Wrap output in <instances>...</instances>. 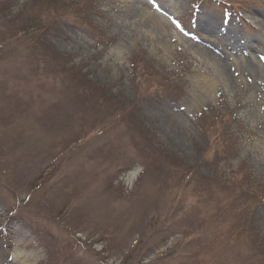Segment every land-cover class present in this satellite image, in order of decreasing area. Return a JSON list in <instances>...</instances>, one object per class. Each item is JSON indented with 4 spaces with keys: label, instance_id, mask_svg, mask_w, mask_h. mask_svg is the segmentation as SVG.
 I'll return each mask as SVG.
<instances>
[{
    "label": "rangeland",
    "instance_id": "obj_1",
    "mask_svg": "<svg viewBox=\"0 0 264 264\" xmlns=\"http://www.w3.org/2000/svg\"><path fill=\"white\" fill-rule=\"evenodd\" d=\"M0 264H264V0H0Z\"/></svg>",
    "mask_w": 264,
    "mask_h": 264
},
{
    "label": "bare ground",
    "instance_id": "obj_2",
    "mask_svg": "<svg viewBox=\"0 0 264 264\" xmlns=\"http://www.w3.org/2000/svg\"><path fill=\"white\" fill-rule=\"evenodd\" d=\"M138 3H140V2H138ZM144 6H145L144 4L142 6H139L136 4L132 5V7L130 9H126L124 11L123 18L125 20H130L131 18H135V17H143L142 16L143 11L146 12V7H144ZM146 14L150 18L156 20V22H158L160 25L166 26V19L162 15H158L157 13L151 14L150 10L147 11ZM199 28L206 33H215L216 30L218 29V26H217L216 22L210 16H208V17L204 18V20L201 19V21L199 23ZM225 33L227 34L226 35L227 37L228 36L230 38L232 37L231 32L226 31ZM192 48H193V51L195 53H198V55H200L202 58H204V60L208 61L209 64L214 65L215 70H217V75L220 78H223L224 80L225 79L228 80V78H229V62L227 61V59H225V56L219 55V53L215 50V48L212 45L194 44ZM243 48H244V46L240 45L239 50H244ZM242 59H244V61H246L247 65H249V66L254 64V63L251 64L253 62V59L244 58V55L242 56ZM204 89L206 90V92L210 91L211 85L206 82V84L204 85Z\"/></svg>",
    "mask_w": 264,
    "mask_h": 264
}]
</instances>
